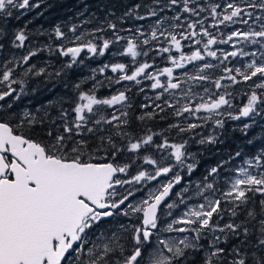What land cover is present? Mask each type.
Wrapping results in <instances>:
<instances>
[{"label":"snow or ice","instance_id":"snow-or-ice-1","mask_svg":"<svg viewBox=\"0 0 264 264\" xmlns=\"http://www.w3.org/2000/svg\"><path fill=\"white\" fill-rule=\"evenodd\" d=\"M53 6L0 0V264H264V0Z\"/></svg>","mask_w":264,"mask_h":264},{"label":"trees","instance_id":"trees-1","mask_svg":"<svg viewBox=\"0 0 264 264\" xmlns=\"http://www.w3.org/2000/svg\"><path fill=\"white\" fill-rule=\"evenodd\" d=\"M48 3L53 4L54 6L50 9H48L46 12H44L43 16H36V10H33V12L26 14L24 17H22L21 21L19 22L21 25L24 23L25 20L31 21V23L28 25L29 30L35 31L37 29H47L54 23L62 20H67L69 16H73L75 11L78 9L73 8V5L77 3V0H47ZM90 3H96V0H89ZM33 17H36L33 19ZM37 37L33 35V37L30 39V43L35 41ZM40 40L46 39V37H39ZM47 58V54H39L35 60L34 63H39L43 59ZM107 59L106 57L99 58V61H95L91 63V66H95L96 63H102L104 60ZM50 86V85H49ZM244 87L243 85L241 86ZM107 90H101L102 94L106 93ZM51 98V97H49ZM31 99V97H29ZM40 102L43 101V97L37 98ZM142 99V98H140ZM239 101V97L237 98V102ZM27 103V100L25 101ZM37 103V100H32V104L35 105ZM238 133H234L233 136H238ZM231 141L226 142V144L223 147H227L228 144H230ZM219 157L213 158L211 154H206L203 159L200 160V163L198 165V171L196 172V176H199L200 172L210 163H214L215 159H218ZM196 176L193 177V179L196 178Z\"/></svg>","mask_w":264,"mask_h":264}]
</instances>
